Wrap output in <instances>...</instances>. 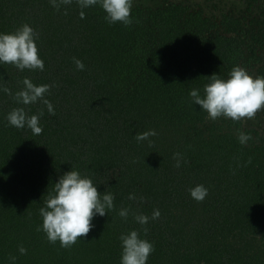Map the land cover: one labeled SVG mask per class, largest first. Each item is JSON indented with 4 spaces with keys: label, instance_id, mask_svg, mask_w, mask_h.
Wrapping results in <instances>:
<instances>
[{
    "label": "trees",
    "instance_id": "obj_1",
    "mask_svg": "<svg viewBox=\"0 0 264 264\" xmlns=\"http://www.w3.org/2000/svg\"><path fill=\"white\" fill-rule=\"evenodd\" d=\"M57 4L0 0V31L30 24L45 61L43 70L0 64V264H120L119 237L132 228L155 245L148 264H264V132L213 120L189 96L193 87L203 91L207 75L227 78L235 65L261 62L264 75V13L245 29L232 12L218 21L169 1L135 6L125 25L109 23L99 4L83 18L77 0ZM25 76L51 85L54 114L2 91L22 88ZM20 106L28 114L43 108L40 134L9 124L7 113ZM146 129L156 135L137 141ZM240 131L251 134L245 144ZM71 167L114 193L115 207L93 218L86 237L61 247L38 229L39 209ZM197 184L209 189L200 201L189 192ZM122 207L130 208L127 218ZM155 208L161 215L147 225L132 215Z\"/></svg>",
    "mask_w": 264,
    "mask_h": 264
},
{
    "label": "clouds",
    "instance_id": "obj_2",
    "mask_svg": "<svg viewBox=\"0 0 264 264\" xmlns=\"http://www.w3.org/2000/svg\"><path fill=\"white\" fill-rule=\"evenodd\" d=\"M51 2L59 6L57 0H51ZM63 3H71V0H63ZM77 3L80 6L82 18L86 15L85 9L99 4L104 9L105 19L109 23L117 21L125 25L132 23L133 0H77ZM73 59L78 69L85 67L83 60L75 57ZM4 63L14 64L20 70L44 69L45 61L39 55L37 33L30 24L25 22L12 31H0V64ZM207 76L209 81L203 85V91L193 87L189 96L192 103L199 105L207 112L209 118L215 120L223 116L232 120L251 119L258 112L264 111V75L250 72L244 66L235 65L229 71L227 78L221 76L219 72H213ZM22 83L23 87L14 93L8 87H3L2 91L12 95L19 105L41 102L46 105L49 113H55L52 101L46 96L51 87L50 84H37L27 76ZM42 115L43 108L38 113L28 114L26 109L20 106L9 111L6 119L9 124L17 128H30L35 135L43 130L40 124ZM154 135H156L155 129H146L137 132L135 138L137 141H144ZM238 139L240 143L245 144L251 139V134L240 131ZM180 163L181 161L177 159V167ZM208 191L209 189L203 184H197L189 189L191 196L198 201L203 200ZM128 198L135 200L136 193L130 192ZM114 199V193L108 190L100 191L98 184L91 176L71 167L55 181L43 206L40 207L42 224L38 225V229L46 233L50 242L55 243L59 240L61 247H69L78 238L86 237L95 227L93 223L95 216L108 214V211L115 207ZM119 215L127 218L130 215V208L122 207ZM132 215L139 224L147 225L150 219L158 218L161 212L159 208H155L151 215L144 212H136ZM143 231L147 233L148 228L144 227ZM119 239L121 242L120 264H148L155 245L146 235H141L140 229L132 228L122 232ZM19 252L26 253L27 248L21 244ZM11 260L15 261L16 257L12 256Z\"/></svg>",
    "mask_w": 264,
    "mask_h": 264
},
{
    "label": "rangeland",
    "instance_id": "obj_3",
    "mask_svg": "<svg viewBox=\"0 0 264 264\" xmlns=\"http://www.w3.org/2000/svg\"><path fill=\"white\" fill-rule=\"evenodd\" d=\"M169 1H184L191 9H202L205 16L218 21L222 14L232 12L242 19L245 29L250 28L251 20L260 18L264 13V0L254 1L251 6H248L244 0H133L132 8L138 5L156 7ZM259 54L261 61L264 62V49H260ZM260 64L261 62L247 69L257 74V68ZM241 121L245 127H255L264 132V111L258 112L251 119L242 118Z\"/></svg>",
    "mask_w": 264,
    "mask_h": 264
}]
</instances>
